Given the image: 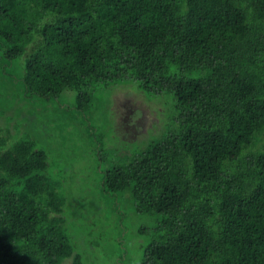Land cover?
Here are the masks:
<instances>
[{"label":"trees","instance_id":"16d2710c","mask_svg":"<svg viewBox=\"0 0 264 264\" xmlns=\"http://www.w3.org/2000/svg\"><path fill=\"white\" fill-rule=\"evenodd\" d=\"M110 83L173 105L97 171L154 223L135 263L125 229L109 257L79 248L24 114L65 90L88 110ZM0 118V264H264V0H0Z\"/></svg>","mask_w":264,"mask_h":264},{"label":"rangeland","instance_id":"374dc122","mask_svg":"<svg viewBox=\"0 0 264 264\" xmlns=\"http://www.w3.org/2000/svg\"><path fill=\"white\" fill-rule=\"evenodd\" d=\"M155 97L149 98L130 85L110 83L94 90L88 110L75 105L72 90H65L58 100L33 97V103L25 108L24 114L32 115L25 118L28 128L34 130L32 138L49 153L47 174L59 196L67 199L64 208L69 233L77 236L79 248L91 261L116 254L112 246L118 247L111 239L121 229L128 233L124 249L128 254L137 250L133 262L141 257L139 247L151 238V219L135 213L127 196L105 193L97 171L133 155L174 127L169 96ZM5 125L0 118V136L7 137ZM143 226L148 231L140 235ZM91 233L95 235L94 249ZM128 261L132 264L130 258Z\"/></svg>","mask_w":264,"mask_h":264}]
</instances>
